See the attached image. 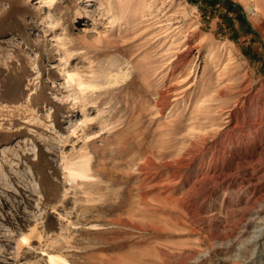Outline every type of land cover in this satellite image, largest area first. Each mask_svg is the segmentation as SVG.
Instances as JSON below:
<instances>
[{"label":"rangeland","instance_id":"374dc122","mask_svg":"<svg viewBox=\"0 0 264 264\" xmlns=\"http://www.w3.org/2000/svg\"><path fill=\"white\" fill-rule=\"evenodd\" d=\"M0 232V264H264V0H0Z\"/></svg>","mask_w":264,"mask_h":264},{"label":"bare ground","instance_id":"6f19581e","mask_svg":"<svg viewBox=\"0 0 264 264\" xmlns=\"http://www.w3.org/2000/svg\"><path fill=\"white\" fill-rule=\"evenodd\" d=\"M45 1L51 6H55L59 2H61V0H45ZM249 8L252 9V12H254V14L258 13V8L256 6L249 5ZM54 37L56 38V41H57V43H59V45H61L63 47H66L68 49L67 42H69V47H72V45L70 44V36H69V34L67 32H62V33L60 32L59 34H55ZM88 61H89V63H91L90 60H88ZM77 76H79L81 78L80 74H77ZM69 82H70V80L67 79L65 81V84H66V86L69 87V90H71L70 95L72 97L73 102L77 103V102H80L82 100H85L83 93H84V89L88 87V84H84L82 81L79 82V86H80V89H81V92H80L81 95H79V94H77L75 92V90H73V87L71 86V84H69ZM93 116L94 117H98L100 119V118L105 116V111L101 110L97 114H94ZM72 168L74 169V171H77L79 173H89L91 171V169H92L91 168V163L88 160H83L82 162L73 165ZM29 184H32L33 186H37V183L35 182V180L32 177L28 178L27 176H22L21 177V187H26ZM16 192L20 193L19 189H17ZM64 195H65V193H64ZM87 197H84V196H81L79 194H75L74 193V194H71L70 198H72V202L73 203L78 204V205H83V206L84 205H89V206L91 205L92 206V205H95L96 203H98V200L95 199L92 195H90V193H89V198H87ZM18 203H19V201H18V199L16 197L15 200L12 201V212L14 211V209H17ZM92 207L95 208L94 206H92ZM4 231H7V230H4ZM8 234L9 233H5V232L2 234V232H0V236H8ZM257 245L258 246L260 245V241L257 242ZM0 246H1V242H0ZM50 259L55 264H58L59 260H61L63 258L61 256L57 255V254H51L50 255Z\"/></svg>","mask_w":264,"mask_h":264}]
</instances>
